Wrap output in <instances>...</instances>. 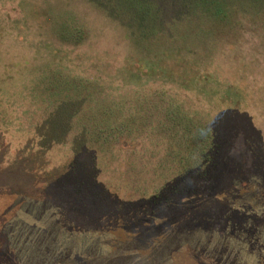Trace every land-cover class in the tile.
Wrapping results in <instances>:
<instances>
[{
    "label": "rangeland",
    "instance_id": "374dc122",
    "mask_svg": "<svg viewBox=\"0 0 264 264\" xmlns=\"http://www.w3.org/2000/svg\"><path fill=\"white\" fill-rule=\"evenodd\" d=\"M0 81V264H264V0H0Z\"/></svg>",
    "mask_w": 264,
    "mask_h": 264
},
{
    "label": "trees",
    "instance_id": "16d2710c",
    "mask_svg": "<svg viewBox=\"0 0 264 264\" xmlns=\"http://www.w3.org/2000/svg\"><path fill=\"white\" fill-rule=\"evenodd\" d=\"M147 74H148V72H147ZM0 83H3V82H1L0 81ZM15 83V82H6V84H0V87L1 86H5V88L4 89H6V88H8V87H12L13 86V88H15V84L13 85V84ZM17 86V85H16ZM0 92H1V90H0ZM149 98H147L146 100H148ZM4 111V110H3ZM206 122V121H205ZM200 130V129H199ZM198 130V131H199ZM213 132V131H212ZM212 132H211V134H212ZM180 133H182L183 134V131H181ZM215 136L216 135H212V139H215ZM183 137H181L180 139H178V140H181ZM200 138L201 137H199L198 135H196V137H194V139H193V141L195 142L196 140H198V141H200ZM169 145V144H168ZM171 146V145H170ZM156 148V147H155ZM161 149H160V152H163V151H165L164 152V156H166V153L168 154V152L171 150V148L168 146H166V144H165V147H160ZM215 148H216V145H215V147H213L212 148V153L215 151ZM168 151V152H167ZM216 152H217V149H216ZM215 152V153H216ZM151 154H153V151L151 152ZM118 155L119 156H122L121 155V152H118ZM171 156H175V157H179V155H171ZM214 157H215V155H214ZM168 166V168L166 169V170H164V174H165V177H166V182H165V184L167 185V184H169V185H171L172 184V186H173V188L174 189H176V188H178V184H174V178H179V179H183V178H186L187 176H189L190 175V171H191V169H192V165L193 164H191L190 162H186V160L184 159V156H183V152H182V157L180 158H178V160L177 161H174L171 157H169V158H167V160H163ZM198 161H200L199 159H198ZM155 163H157L158 165V167L161 165V164H163V163H161V161H155ZM190 163V164H189ZM164 165V164H163ZM157 167V168H158ZM156 168V169H157ZM156 169H154V170H156ZM158 170H160V168H158ZM174 174V175H173ZM173 176H174V178H173ZM169 177H171V178H169ZM169 178V179H168ZM170 181V182H169Z\"/></svg>",
    "mask_w": 264,
    "mask_h": 264
}]
</instances>
